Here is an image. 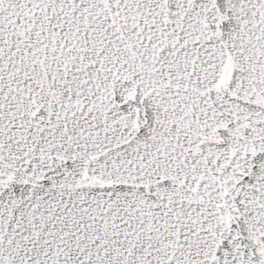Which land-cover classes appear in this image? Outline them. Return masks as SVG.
Listing matches in <instances>:
<instances>
[{"label":"snow or ice","instance_id":"obj_1","mask_svg":"<svg viewBox=\"0 0 264 264\" xmlns=\"http://www.w3.org/2000/svg\"><path fill=\"white\" fill-rule=\"evenodd\" d=\"M0 264H264V0H0Z\"/></svg>","mask_w":264,"mask_h":264}]
</instances>
